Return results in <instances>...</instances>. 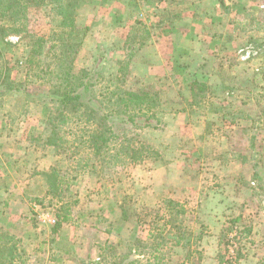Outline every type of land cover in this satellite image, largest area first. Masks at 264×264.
I'll list each match as a JSON object with an SVG mask.
<instances>
[{
  "label": "rangeland",
  "instance_id": "obj_1",
  "mask_svg": "<svg viewBox=\"0 0 264 264\" xmlns=\"http://www.w3.org/2000/svg\"><path fill=\"white\" fill-rule=\"evenodd\" d=\"M12 22V13L0 21L7 28L0 32V69L9 68L23 90L2 93L0 88V234L19 241L25 264H95L104 254H124L134 240H148L151 230L156 234L164 226L169 198L179 201L185 213L171 216L160 239L171 246L180 223L195 241L191 257L188 249L170 247L169 262L220 264L222 253L231 264H264V0H82L77 12L75 38L82 46L75 70L98 68L108 77L123 68L122 83L137 92L159 91L163 110L164 98L176 95V106L190 110L199 142L212 140L210 146L221 147L218 154L224 159L244 162L239 184L250 197L240 208L246 214L240 219L228 214L219 240H204L213 234L205 223L210 214L200 209L218 206L223 184L211 180L204 166L194 165L193 176L203 171L204 184L206 176L210 186L217 184L216 195L204 199L167 185L157 165L167 151L158 140L167 126L142 133L158 157L117 171L102 168L90 152L78 164V155L68 159L66 152L46 145L53 127L47 123L46 103L34 92L51 88L38 67L39 60L48 59L31 50L38 36L51 31L48 0L31 6L22 31L11 30ZM231 110L234 122L226 119ZM90 125L82 118L62 126L61 133L74 140L70 131L81 134ZM52 167L70 177L72 187L65 194L77 200L71 220L60 227L57 199L47 196L42 175ZM221 240L227 241L220 245ZM239 248L245 256L235 261Z\"/></svg>",
  "mask_w": 264,
  "mask_h": 264
},
{
  "label": "trees",
  "instance_id": "obj_2",
  "mask_svg": "<svg viewBox=\"0 0 264 264\" xmlns=\"http://www.w3.org/2000/svg\"><path fill=\"white\" fill-rule=\"evenodd\" d=\"M36 1L0 0V21L12 13L13 22L10 29L22 31L27 25L29 10ZM48 2L52 17L51 31L49 34L38 36L31 50L33 55H44L48 59L39 60L38 67H42L41 71L46 73L51 88L46 92H34L46 103L47 123L53 127L46 145L66 152L68 159L78 155V164L88 160L90 152L99 159L98 163L102 168L111 171L158 157V150L142 139V133L164 130L168 124L160 92L150 88L138 92L127 88L122 83L123 68H120L116 76L108 77L98 68L75 70L74 63L82 46V40L75 38V32L80 27L77 12L82 0ZM6 29L0 25V32ZM0 88L2 93L23 90L13 82L7 67L0 69ZM214 111L218 112L217 107ZM227 115L226 119L230 117L232 122L235 121L233 110L228 111ZM82 118H88L91 125L81 134L70 131V134L75 136L74 140L66 133H61L62 126ZM42 175L46 181L47 196L57 199L54 204L56 227H60L71 220V207L77 202L73 200L72 193L65 194L71 190V179L56 167L42 172ZM166 202L170 218L162 228H158L156 234L151 230L148 240L136 239L124 254H113L112 258L104 254L95 264H172L166 257L170 253V247L174 246L188 249V256L191 257L195 251L192 250L195 241L190 239L193 232L184 224L178 223L174 227L176 240L171 246L168 245V240L160 239L165 237V226L171 222L173 216L175 217L173 214L185 213V207L180 205L179 201L169 198ZM222 235L224 239L227 238L225 229ZM226 241L221 240L220 245ZM235 251V261L245 256L241 248ZM198 259L202 260L201 252ZM219 262L231 264L232 261L220 253ZM0 264H25L23 254L19 250V241L8 233L0 234Z\"/></svg>",
  "mask_w": 264,
  "mask_h": 264
},
{
  "label": "crops",
  "instance_id": "obj_3",
  "mask_svg": "<svg viewBox=\"0 0 264 264\" xmlns=\"http://www.w3.org/2000/svg\"><path fill=\"white\" fill-rule=\"evenodd\" d=\"M178 96H180L178 94ZM173 99L170 97L164 98V111L165 118L167 120L166 130L159 135L160 143H165L167 151L163 154L162 159L157 162V165L163 167V176L167 185H173L182 188L183 190H191L197 193V197L206 198L208 195H216L219 191L217 184L210 186L209 177L206 176V184L204 179V172L201 171L200 174L196 173L197 176H193V171L191 170L192 166L198 165L199 167L204 166L207 175H212L211 180L220 182L223 184V187L220 188V197L221 201L215 209L207 210V207L202 206L200 210L208 212L210 215H206V225H209L211 228V234L213 236L205 237L204 240H219V234L224 227V218L228 214H231L235 218H241L246 214V209H241L243 201L250 199L247 191L240 188V175L241 167L243 166V161H238L237 159H224L222 154L219 153L221 147L211 145L212 140H207L205 142H199L197 140L196 133L192 132V115L190 110L182 105L176 106L174 100H178V97ZM176 106L175 108H172ZM250 115H256L252 112ZM215 117L214 114L209 116V119ZM208 119V118H206ZM207 120L202 122V130L206 126ZM191 132L193 135L191 136ZM215 155L210 156L209 150L214 147ZM221 153V152H220ZM210 169V174H209ZM220 169H224V172L221 174ZM178 173V175L175 174ZM199 172V171H198ZM203 173V174H202ZM180 174L183 178L182 182L179 180ZM195 174V175H196ZM194 178H193V177ZM229 181L231 182V187L228 186ZM234 182H238L235 186ZM183 185V186H182ZM12 189H9V192H12ZM204 198V199H205ZM202 199V201H204ZM14 198L8 200L7 203H12ZM224 201V203H222ZM6 204V203H5ZM214 212V213H213Z\"/></svg>",
  "mask_w": 264,
  "mask_h": 264
},
{
  "label": "built area",
  "instance_id": "obj_4",
  "mask_svg": "<svg viewBox=\"0 0 264 264\" xmlns=\"http://www.w3.org/2000/svg\"><path fill=\"white\" fill-rule=\"evenodd\" d=\"M56 220H54V222H55Z\"/></svg>",
  "mask_w": 264,
  "mask_h": 264
}]
</instances>
